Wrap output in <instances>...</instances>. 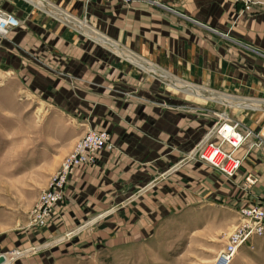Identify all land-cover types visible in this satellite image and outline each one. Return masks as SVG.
Listing matches in <instances>:
<instances>
[{
  "label": "rangeland",
  "instance_id": "1",
  "mask_svg": "<svg viewBox=\"0 0 264 264\" xmlns=\"http://www.w3.org/2000/svg\"><path fill=\"white\" fill-rule=\"evenodd\" d=\"M125 1L149 7L162 31L160 44H128L175 73L170 78L176 85L132 64L136 68L130 76L135 81L132 88L101 76L98 61L84 59L82 82L74 76L58 77L71 84V91H53L59 85L54 84L57 77L49 75L53 70L47 60L30 59L25 52L16 55L15 47L7 43L14 35L11 29L0 40V233H7L8 252L1 264H214L215 254L239 219L241 207L235 211L214 200L195 202L197 185L205 184L201 169L206 161L193 148L220 113L242 111L237 102L224 104L220 94L232 98L262 94L254 89L264 88V42L259 41L264 39V0ZM83 31L87 32L82 27ZM85 41L82 38V52L101 53ZM102 54L110 63V54L103 50ZM152 64L146 63L150 69ZM181 80L211 92L191 86L200 92L197 96L180 89ZM170 111L198 118L197 141L187 140L183 131L181 150L189 162L182 166L181 189L152 187L128 206L120 205L97 222L33 251L10 243L14 235L36 232L52 221L53 211L46 225L31 223L32 208L84 133L105 129L110 138L115 132L123 141L141 140L143 117ZM111 142L107 149L116 146ZM96 159L97 155L90 164ZM190 167H198L199 180L192 191L186 173ZM229 264H264V228L238 247Z\"/></svg>",
  "mask_w": 264,
  "mask_h": 264
},
{
  "label": "crops",
  "instance_id": "2",
  "mask_svg": "<svg viewBox=\"0 0 264 264\" xmlns=\"http://www.w3.org/2000/svg\"><path fill=\"white\" fill-rule=\"evenodd\" d=\"M0 7L13 13L20 21L11 28L14 35L7 38V43L15 47L16 55L25 52L30 59L49 62L53 70L49 75L57 77L54 84L59 85L52 88L53 91H71V84L58 77L74 76L78 77V83L82 82L84 59L98 61L101 76L112 77L118 84L132 88H135V81L130 76L136 70L132 64L160 81L168 78L174 83L170 77L177 76L169 68L165 69L157 59L146 57L144 51L143 55L138 53L128 44L161 42L159 19L152 18L150 8L143 4L125 0H0ZM82 27L87 32H82ZM89 33L100 38L93 39ZM82 38L90 46L100 49L101 53L96 50L82 52ZM259 41L264 42V39ZM102 50L110 54L111 58L107 57L110 63L103 58ZM140 59L143 61L139 62ZM146 63H154L155 69H150ZM153 71L156 73L153 74ZM124 79L127 84L123 83ZM178 82L188 83L183 80ZM189 85L211 92L193 83L187 85L190 89ZM259 90L262 94L238 97L254 100L255 103H236L242 111H226L238 122L240 129L256 131L264 126V88L254 89L256 93ZM223 103L231 106V103ZM143 118L141 140L123 141L112 132L114 148L98 150L93 164L74 167L67 179L62 201L53 208L52 221L36 232L31 230L18 237L13 234L10 243L18 244L23 251H33L97 222L102 216L118 210L120 205L128 206L135 201V197H144L152 187L167 189L168 192L181 189L185 181L182 166H187L189 162L181 150L183 131L187 140L197 141L198 118L182 117L177 111ZM119 129L118 126L117 131ZM206 132L204 128L201 135L204 136ZM252 139L246 138L234 151L241 162L237 171L230 176L203 162L201 178L205 184L199 187L198 167L187 169L191 191L195 186L194 181L197 185L199 198L196 203L214 200L223 207L237 211L239 207L256 202L264 195V144L249 146ZM245 176L253 180L247 182ZM6 239V231L1 232L0 253L7 256L4 248Z\"/></svg>",
  "mask_w": 264,
  "mask_h": 264
},
{
  "label": "built area",
  "instance_id": "3",
  "mask_svg": "<svg viewBox=\"0 0 264 264\" xmlns=\"http://www.w3.org/2000/svg\"><path fill=\"white\" fill-rule=\"evenodd\" d=\"M11 12L0 7V40L10 29L19 23ZM253 137L251 144L264 142V126L258 131L240 129L237 121L226 113H220L214 125L194 147V154L205 160L223 174L230 176L240 166L241 158L234 151L245 141ZM111 147L110 134L105 129H90L74 144L72 151L62 160L60 168L54 173L49 187L42 190L32 208L30 222L44 226L51 218L54 205L63 198L64 183L73 168L81 163H92L97 150ZM247 182L253 180L245 176ZM239 219L228 233L222 247L214 256V264H229L238 247L251 236L263 232L264 228V195L257 202L243 206L238 210Z\"/></svg>",
  "mask_w": 264,
  "mask_h": 264
},
{
  "label": "bare ground",
  "instance_id": "4",
  "mask_svg": "<svg viewBox=\"0 0 264 264\" xmlns=\"http://www.w3.org/2000/svg\"><path fill=\"white\" fill-rule=\"evenodd\" d=\"M179 83V82H178ZM169 84V83H168ZM177 84V83H176ZM185 83H179V88H182V89H185V90H188V91H190V92H193L195 95H197V96H200L201 94H200V92H197L193 87H191V85H189L190 87H191V89L189 88V87H184L183 85H184ZM188 85V84H187ZM182 86V87H181ZM176 88V87H175ZM200 89V88H199ZM201 91H202V89H200ZM213 94L215 93V92H212ZM219 95V94H218ZM220 96H221V100L222 101H224L225 100V102H227V103H231V104H234L235 102H241V103H250V104H253V103H255V101L254 100H248V98L247 99H239L238 97H236L237 99H235V98H232V96H229V95H224V94H220ZM233 99H235V100H237V101H235V100H233ZM253 102V103H252ZM241 103H239V104H241ZM235 105H237V104H235ZM234 105V106H235ZM238 107H240V106H238ZM205 134H207V132L205 133ZM248 138V137H247ZM111 144H112V142H111ZM107 149V147H103V148H100V149ZM100 149H98V150H100ZM97 150V151H98ZM81 164H86V163H81ZM79 165V164H78ZM63 199V198H62ZM62 199L61 200H59L57 203H59L60 201H62ZM56 203V204H57ZM55 204V205H56ZM54 205V206H55ZM54 208V207H53ZM53 211V210H52ZM70 233V232H69ZM236 253V252H235ZM235 255V254H234ZM234 257V256H233ZM233 259V258H232ZM231 262V261H230Z\"/></svg>",
  "mask_w": 264,
  "mask_h": 264
},
{
  "label": "water",
  "instance_id": "5",
  "mask_svg": "<svg viewBox=\"0 0 264 264\" xmlns=\"http://www.w3.org/2000/svg\"><path fill=\"white\" fill-rule=\"evenodd\" d=\"M175 84V83H174ZM184 87H187V85H183ZM180 87V86H179ZM182 87V86H181ZM203 95V94H202ZM204 96V95H203ZM5 254L4 253H0V264L3 262V260L5 259Z\"/></svg>",
  "mask_w": 264,
  "mask_h": 264
}]
</instances>
